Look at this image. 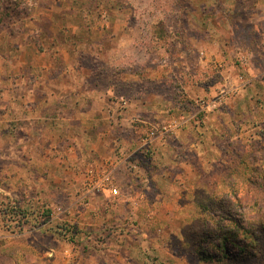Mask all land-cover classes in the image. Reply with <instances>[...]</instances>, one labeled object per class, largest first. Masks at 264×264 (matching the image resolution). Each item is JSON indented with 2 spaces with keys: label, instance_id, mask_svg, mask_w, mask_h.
Returning a JSON list of instances; mask_svg holds the SVG:
<instances>
[{
  "label": "rangeland",
  "instance_id": "rangeland-1",
  "mask_svg": "<svg viewBox=\"0 0 264 264\" xmlns=\"http://www.w3.org/2000/svg\"><path fill=\"white\" fill-rule=\"evenodd\" d=\"M68 6L0 0V101L33 57L20 44L38 26L46 47ZM70 9L72 25L97 28L69 32L78 63L68 70L101 91L112 84L94 99L105 117L117 107L106 122L115 157L85 179L110 170L118 194L97 207L83 199L74 162L45 171L24 161L13 172L10 124H0V264H264V0H71ZM49 102L59 114L73 101Z\"/></svg>",
  "mask_w": 264,
  "mask_h": 264
},
{
  "label": "crops",
  "instance_id": "crops-1",
  "mask_svg": "<svg viewBox=\"0 0 264 264\" xmlns=\"http://www.w3.org/2000/svg\"><path fill=\"white\" fill-rule=\"evenodd\" d=\"M69 1L70 6L67 10L60 9L57 14L63 17L64 23L58 21L59 17H56V33L45 37L44 40L49 43L46 47L42 46L41 28L38 26L35 31L37 36L31 40L33 42L24 41L20 44V50L23 52L30 47L34 51L33 57L29 62L23 60L24 66L28 67L25 77L19 75L8 79L9 82H13L11 94L14 97L10 94L9 101L6 103L0 101V124L8 122L10 124L9 148L4 147V154L5 158H10V165L15 167L13 172H16L15 169H21L22 172L24 161L32 164L33 167L43 166L45 171H47L44 168L46 166L59 167L61 164L74 162L75 165H79L76 175L77 184L81 190L87 169H96L99 163L106 164L108 161H113L115 157L112 154L113 151L110 153L109 147L115 146L113 140L116 132L115 129L107 127L106 122H108L107 119L113 118L112 111L117 107L108 104L107 117H105V112L96 106L99 105L98 100L94 99L100 94H105L107 98L113 92L112 84L101 91L95 82L92 85L86 83L88 77H82L79 74L77 76L76 68L74 73L68 70L78 63V47L72 51V43L70 40L67 41L69 32L71 36H78L80 32L83 34V30L97 28L96 25L90 27L72 25V17L78 10L72 12L71 0ZM108 29L110 27L106 24V27L101 25L97 31L102 36V33ZM119 30L121 27L117 31L113 28L111 34L118 35ZM78 44L80 46L82 42ZM56 72L57 77H55ZM94 79L97 82L98 77ZM78 97L80 100L85 99L86 102L79 103ZM63 98L73 101L71 107L62 110L59 114L50 111L56 106H50L49 101L59 102ZM14 99L22 101V105L15 106V109L12 108ZM106 101L104 100V103ZM2 115H7V120L4 121ZM32 149L35 153L30 154ZM50 175L53 177L54 174ZM117 176L121 177V174ZM91 199L96 207L100 204L107 205L111 201L108 194H99Z\"/></svg>",
  "mask_w": 264,
  "mask_h": 264
},
{
  "label": "built area",
  "instance_id": "built-area-1",
  "mask_svg": "<svg viewBox=\"0 0 264 264\" xmlns=\"http://www.w3.org/2000/svg\"><path fill=\"white\" fill-rule=\"evenodd\" d=\"M114 174L110 170L101 171L97 175L89 176L85 179L83 199L90 200L91 197L99 194H108L115 197L118 194V188L113 182Z\"/></svg>",
  "mask_w": 264,
  "mask_h": 264
},
{
  "label": "trees",
  "instance_id": "trees-1",
  "mask_svg": "<svg viewBox=\"0 0 264 264\" xmlns=\"http://www.w3.org/2000/svg\"><path fill=\"white\" fill-rule=\"evenodd\" d=\"M49 212V210H47L45 213H44V216L47 214ZM48 215V214H47ZM65 231H68V229H65ZM218 247L220 248V250H222L223 248H224V246L221 244V243H219L218 244ZM210 258H212V257H210ZM230 259H232V260H235L236 259V257H229ZM228 258V259H229ZM239 259V258H238Z\"/></svg>",
  "mask_w": 264,
  "mask_h": 264
}]
</instances>
